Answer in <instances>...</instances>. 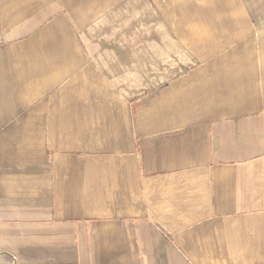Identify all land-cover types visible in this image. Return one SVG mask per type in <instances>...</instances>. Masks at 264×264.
Returning a JSON list of instances; mask_svg holds the SVG:
<instances>
[{"label":"crops","instance_id":"1","mask_svg":"<svg viewBox=\"0 0 264 264\" xmlns=\"http://www.w3.org/2000/svg\"><path fill=\"white\" fill-rule=\"evenodd\" d=\"M142 1L0 0V264H264V15Z\"/></svg>","mask_w":264,"mask_h":264},{"label":"rangeland","instance_id":"2","mask_svg":"<svg viewBox=\"0 0 264 264\" xmlns=\"http://www.w3.org/2000/svg\"><path fill=\"white\" fill-rule=\"evenodd\" d=\"M216 1L217 0H210V3H206L207 6H202L203 4H205L203 0H159V1L143 0L139 4V6H137V4L130 6L127 26L125 25L124 22L123 25L119 23L117 29L128 28V30L130 31V36L127 42L130 43V46L133 45L134 47H136L138 42L140 43L141 39L140 38L138 39L136 35H133V33L144 32L145 35L143 36L145 42L152 41L151 37L157 34L155 30L160 29L161 32L165 31V36H168L166 34V31L168 30V27L166 26H168V24L163 23V21H165L164 17L168 15H186L192 13L247 14L248 13L247 9H252L254 13H258L259 15L260 14L264 15V7H256V8L240 7L236 5L238 0H219V2H223V6H217V3H215ZM211 4H213V6ZM254 10H256L257 12H255ZM256 25L258 28L264 27V23H257ZM167 61L172 62V59H169ZM167 61H162L161 65L162 66L166 65V63L164 62ZM148 62L149 64H155V62L152 59L150 60V57ZM146 68H148V70L147 69L144 70L145 80L142 84L145 85L144 86L145 91L147 92L156 89L164 81H160V80L154 81L152 79L153 72L151 71L152 69L151 65L150 67L146 65ZM163 68L164 67H162V69ZM165 68L169 69L168 67ZM161 73H166L168 76L169 75L172 76V74L175 72H170L168 70L166 72L165 71L163 72V70H161Z\"/></svg>","mask_w":264,"mask_h":264}]
</instances>
